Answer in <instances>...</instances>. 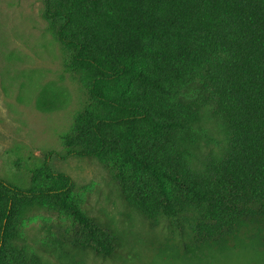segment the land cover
<instances>
[{"label": "trees", "instance_id": "trees-1", "mask_svg": "<svg viewBox=\"0 0 264 264\" xmlns=\"http://www.w3.org/2000/svg\"><path fill=\"white\" fill-rule=\"evenodd\" d=\"M84 104L59 135L64 159L109 167L124 203L174 243L148 264H264V0H43ZM43 85L36 108L65 107ZM204 125L218 129L209 146ZM48 152L22 186L0 177V264L110 258L117 236L84 214ZM36 209L73 234L22 240Z\"/></svg>", "mask_w": 264, "mask_h": 264}, {"label": "rangeland", "instance_id": "rangeland-1", "mask_svg": "<svg viewBox=\"0 0 264 264\" xmlns=\"http://www.w3.org/2000/svg\"><path fill=\"white\" fill-rule=\"evenodd\" d=\"M66 53L43 16V0H0V177L26 185L28 173L48 152L55 170L74 181L73 196L84 214L113 232L119 246L110 258L88 251L75 253L65 264H148L170 239L165 223L150 227L122 200L109 167L95 159L60 158L59 135L72 123L85 102L84 91L65 68ZM63 86L68 104L41 111L35 102L43 85ZM213 146L216 126L204 125ZM76 223L65 213L33 210L22 223V240L31 247L45 246L52 237L73 234Z\"/></svg>", "mask_w": 264, "mask_h": 264}]
</instances>
